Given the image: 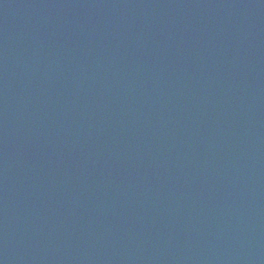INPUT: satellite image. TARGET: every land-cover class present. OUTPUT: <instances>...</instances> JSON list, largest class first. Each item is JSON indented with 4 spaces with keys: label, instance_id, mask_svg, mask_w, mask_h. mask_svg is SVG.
Segmentation results:
<instances>
[{
    "label": "water",
    "instance_id": "obj_1",
    "mask_svg": "<svg viewBox=\"0 0 264 264\" xmlns=\"http://www.w3.org/2000/svg\"><path fill=\"white\" fill-rule=\"evenodd\" d=\"M0 264H264V0H0Z\"/></svg>",
    "mask_w": 264,
    "mask_h": 264
}]
</instances>
